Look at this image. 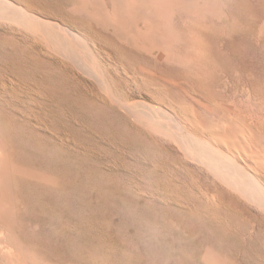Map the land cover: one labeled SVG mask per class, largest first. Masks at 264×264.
<instances>
[{
    "label": "rangeland",
    "instance_id": "obj_1",
    "mask_svg": "<svg viewBox=\"0 0 264 264\" xmlns=\"http://www.w3.org/2000/svg\"><path fill=\"white\" fill-rule=\"evenodd\" d=\"M1 5L15 16L0 15V264H259L261 234L245 245L239 232L245 218L246 228L264 233V172L249 154L264 155V0ZM22 17L49 21L85 63L68 59ZM173 85L187 98L169 91ZM146 89L164 93L151 98ZM108 96L141 103L143 114L160 107L159 98H184L189 111L199 110L192 98L204 99V106L232 118L239 141L248 142H238L244 148L238 154L226 150L239 158L233 163L242 179L258 182V204L207 166L181 157L180 143L136 130L137 137L134 120ZM214 125L208 139H217ZM196 202L207 205L198 215Z\"/></svg>",
    "mask_w": 264,
    "mask_h": 264
},
{
    "label": "bare ground",
    "instance_id": "obj_2",
    "mask_svg": "<svg viewBox=\"0 0 264 264\" xmlns=\"http://www.w3.org/2000/svg\"><path fill=\"white\" fill-rule=\"evenodd\" d=\"M1 1H3V0H1ZM4 1H6V0H4ZM0 15H14L15 16V13L10 9V7H7V6H0ZM17 15V14H16ZM37 15V14H36ZM29 16H31V15H29ZM11 18H13V17H11ZM37 19H39V20H35V19H32V17L31 18H25V17H22V22L24 23V25L27 27V28H30V29H37V31L38 30H40V31H42L44 34H45V36L46 37H43L42 36V38H47L48 39V41L51 43H53L54 45H55V47L58 49V50H60L61 52H64L65 54H67V56H68V59H70V58H72V59H74V61L75 62H77L78 64L80 63H85V60H87V59H85V57L83 56V55H81V53H80V51L78 52L77 51V49H76V46H74V44L73 43H71V41L63 34H61L60 32L61 31H54V29H53V25H51V24H49L47 21H45V20H43V19H41V18H39V17H37ZM14 20V19H13ZM16 20V19H15ZM20 20H18V22H19ZM14 22H16V21H14ZM56 24V23H55ZM57 25V24H56ZM22 26V25H21ZM56 28H58L59 30H60V27L59 26H57ZM24 29H26L25 27H24ZM29 29V30H30ZM35 32H36V30H35ZM68 33V32H67ZM43 35V34H42ZM68 35V34H67ZM71 35V34H70ZM73 36V35H72ZM72 40H74V39H72ZM76 41V40H75ZM48 43V42H47ZM75 43V42H74ZM81 47V46H80ZM84 48V47H83ZM82 48V49H83ZM80 50V49H79ZM89 52H91L90 50H89ZM89 54V53H88ZM91 55V54H90ZM70 57V58H69ZM64 58V57H63ZM86 58H89V57H86ZM67 59V58H66ZM68 59L66 60V61H68ZM85 59V60H84ZM91 59V58H90ZM89 60V59H88ZM92 61V60H91ZM69 62V61H68ZM87 62V61H86ZM95 62V61H94ZM71 64V63H70ZM89 64H92V63H89ZM72 65V64H71ZM71 65L69 66H67V67H70L71 68ZM83 65H85V64H83ZM96 65V64H95ZM88 66V65H87ZM72 67H74V65H72ZM89 67V66H88ZM95 67H97V66H95ZM75 68H76V66H75ZM98 68V67H97ZM74 69V68H73ZM73 71V70H72ZM85 71V70H84ZM77 72V71H76ZM89 72V71H88ZM88 72L86 73V71L84 72V73H86V74H88ZM71 73V72H70ZM83 73V72H82ZM146 75H151V74H147V73H145ZM93 75V74H92ZM144 75V74H143ZM142 75V76H143ZM146 75L144 76V78H147L146 77ZM76 76V75H75ZM94 76H95V74H94ZM74 78V77H73ZM153 78V77H152ZM160 79H161V77H160ZM142 80H144V79H142ZM161 82H162V80H160ZM178 81H181V79H179ZM77 82H78V80H77ZM147 82V81H146ZM148 83H149V80H148ZM151 83H152V81H151ZM159 83V82H158ZM157 83V84H158ZM164 83H166V82H164ZM163 84V83H162ZM180 84V83H179ZM183 84V83H182ZM185 84V83H184ZM80 85V84H79ZM174 86V85H173ZM150 87V86H149ZM151 87H152V85H151ZM166 87H168V86H166ZM169 88V87H168ZM185 89H187L186 87H185ZM188 89H189V87H188ZM95 90V89H94ZM152 89H146V92H147V94H149V95H151V98H153V96L154 97H156L157 98V96H158V93H160L161 94V92H156V91H151ZM191 90V89H190ZM164 91V90H163ZM169 91H171V92H173V93H175L176 95H178V96H183L184 97V95H183V90H182V88L179 86V85H175L172 89H170L169 88ZM188 91V90H187ZM191 92V91H190ZM193 92V91H192ZM99 93H101V92H99ZM98 93V94H99ZM162 93H164V92H162ZM166 93V92H165ZM189 93V92H188ZM93 94H97V93H94L93 92ZM97 94V95H98ZM189 94H191V93H189ZM90 95V94H89ZM175 95V96H176ZM195 95H197L196 93H195ZM203 95V94H202ZM95 96V95H94ZM197 96H199V95H197ZM97 97V99H98V97H100V96H96ZM105 97V96H104ZM109 97V96H108ZM186 97V96H185ZM184 97V98H185ZM103 98V97H102ZM110 98V97H109ZM184 98H182V101H183V99ZM187 98V97H186ZM101 99V98H100ZM100 99H98V100H100ZM106 99V98H105ZM111 99V102H114L115 104H116V106H117V108H119V109H121V110H123V111H125L127 114H128V116H129V118H132L133 120H134V122L135 123H132V126H134V125H136V126H134L135 128H137V129H135V128H133V129H135V132H136V134L135 135H137L138 133H137V131L139 132V134H140V132L142 133V134H144V135H147V136H149V137H152V138H156V140L157 139H167V140H171V141H174V143L175 142H177V143H180V145L182 146V150H183V156H181V157H186V158H189L190 160H192V161H196V162H198L199 164H201V165H203V166H207V168L209 169V170H211V172L215 175V176H217L218 178H220V182L222 181V183L224 182L225 184H227L228 186H231L232 188H234V190L233 191H238L237 193H239L240 194V196L242 197V198H245V199H247V200H249L251 203H256V204H258V195H257V193L258 192H260V187H259V189H258V182H257V184H255L253 181H250V180H248V179H242V171H240V169L238 168V165L237 164H235V163H233V160L234 159H236V157L233 155V153L234 152H232V153H230L229 151H227L226 149L228 148V150H233V151H238V150H240L242 147H243V145H244V147L245 146H247L246 145V141L244 142L243 140H244V138H245V140H247V142H248V139H247V137H245L244 136V138L242 139V140H240L241 142H243L242 144V147H240V149L238 148V142H240L239 141V138H238V131H237V123L235 122H233V119L232 118H226V117H224V116H222V114L221 115H219L218 114V112H216L215 110H213V108H210V107H208V106H204L202 103H200V101H203L204 99H202V100H196V99H194V98H192L191 99V101L193 102V103H195V104H197L198 106H199V110H195L194 108L193 109H191V111H189L188 109L190 108V106H189V108H188V106H185V104L184 103H181L182 101L180 100L181 99V97H180V101L181 102H178V101H174V99H173V101H171L172 99L171 98H168V100H165L164 98H159V101H157V102H155V103H158V104H156V105H159V102H160V107H157L155 104V106L157 107V108H155L153 105V107H151V111L150 112H147V113H145V114H143V113H141V112H139L138 110H140L139 109V107H142V105H139V104H141V103H137V102H135V103H131V104H124L123 102H119V101H117L116 99H114L113 97L112 98H110ZM170 99V100H169ZM158 100V99H157ZM188 100V99H187ZM190 101V100H189ZM190 101V102H191ZM205 101V103H206V100H204ZM208 101V100H207ZM100 102H101V100H100ZM103 103H104V99H103ZM110 103V102H109ZM211 103V102H210ZM143 104V103H142ZM207 104V103H206ZM208 104H209V101H208ZM105 105H106V103H105ZM210 105V104H209ZM212 105V104H211ZM210 105V106H211ZM107 106V105H106ZM115 106V107H116ZM215 105H213V107H214ZM221 107V106H220ZM102 108V107H101ZM196 108V107H195ZM216 108V107H215ZM221 109V108H220ZM223 109V108H222ZM222 109H221V111H222ZM104 110H106V109H104ZM111 110H113L112 108H111ZM108 111V110H107ZM122 111V112H123ZM220 111V110H219ZM225 110L223 109V112H224ZM114 112V111H113ZM112 113V112H111ZM114 113H116V112H114ZM118 114V113H117ZM120 114H121V112H120ZM125 114V113H124ZM124 114H122L123 116H124ZM228 114V113H227ZM116 115V114H115ZM117 116V115H116ZM118 117V116H117ZM125 117V116H124ZM119 118H120V116H119ZM127 118V117H126ZM121 119L123 120L124 118H122L121 117ZM120 119V120H121ZM237 119V118H236ZM130 121H132L131 119H129ZM125 122L126 121H128V119L127 120H124ZM133 122V121H132ZM128 124L130 123V122H127ZM212 123H215L216 125H214V127L215 128H213L214 130H213V132L217 135V139L216 138H214V139H211L212 137L211 136H207V134L209 133V132H211V129H210V127L212 128L213 126H210V124H212ZM207 124H209V128L206 126ZM131 125V124H130ZM131 126V127H132ZM132 129V128H131ZM137 130V131H136ZM134 132V133H135ZM209 135V134H208ZM211 135H214V134H211ZM137 137H138V135H137ZM208 137H211V138H209L208 139ZM240 137V136H239ZM150 139V138H149ZM254 139V138H253ZM160 141V140H159ZM147 142H148V140H147ZM151 142L152 141H150V144H151ZM161 142V141H160ZM165 142H167L166 140H165ZM164 142V143H165ZM250 142V144H251V140L249 141ZM153 143V142H152ZM158 144V143H157ZM169 144H170V142H169ZM172 144V143H171ZM241 144V143H240ZM176 145V144H175ZM248 145H249V143H248ZM253 145V144H252ZM241 146V145H240ZM178 147V146H177ZM249 147V146H248ZM253 147V146H252ZM256 147V146H255ZM156 148H158V147H156ZM160 148V147H159ZM158 148V149H159ZM163 148H165V147H163ZM229 148H232V149H229ZM247 148V147H246ZM254 148V147H253ZM162 149V148H161ZM170 149V148H169ZM222 149H224V151L222 150ZM237 149V150H236ZM242 149H244V148H242ZM248 149H250V148H248ZM247 149V150H248ZM251 150V149H250ZM254 150V149H253ZM154 151V150H153ZM159 151V150H158ZM162 151L163 150H161V153H162ZM168 150H166L164 153H162V154H165L166 152H167ZM171 151H172V149H171ZM243 151V153L244 152H246V149H245V151L244 150H242ZM254 151H257V150H254ZM259 151V150H258ZM174 152H175V150H174ZM179 152H180V150H179ZM239 152V151H238ZM238 152L237 153H235V154H238ZM177 153H178V151H177ZM181 153V152H180ZM255 153V152H254ZM175 154V153H174ZM240 154V153H239ZM250 155H251V158L253 159V160H255V161H253V162H255V163H252L253 164V167H254V164H256V166H258V168H260V170L261 171H263L264 172V155H263V157H260V156H258V155H255V154H253V152L251 153H249ZM248 154V155H249ZM166 155V154H165ZM175 155H178V154H175ZM181 155V154H180ZM179 155V156H180ZM261 155V154H260ZM166 156H168V154L166 155ZM170 156H172V155H170ZM246 156V155H245ZM245 156H243V157H245ZM250 160H251V158L250 157H248ZM180 159V158H179ZM179 159H177V160H179ZM185 159V158H184ZM182 160L183 159H181V162H182ZM186 160V159H185ZM188 160V159H187ZM186 160V161H187ZM237 161L239 160V158L238 159H236ZM235 160V161H236ZM172 161H174V164H175V160H172ZM178 162V161H177ZM187 163V162H186ZM188 163H190L189 161H188ZM243 163V162H242ZM185 164V163H184ZM195 164V163H194ZM197 164V163H196ZM181 165V164H180ZM191 165H192V163H191ZM198 165V164H197ZM249 165V164H248ZM174 166V165H173ZM239 166H241V165H239ZM177 167H179L178 166V164H177ZM188 167V166H187ZM197 167V166H196ZM247 167V166H246ZM252 167V169H254ZM175 168V167H174ZM185 168H186V166H185ZM175 169H177V168H175ZM179 169H180V167H179ZM193 169H195V168H193ZM201 169V168H200ZM252 169H250L251 170V172L252 173H255V169H254V171L252 170ZM171 170H172V168H171ZM178 170V169H177ZM181 170H183L184 171V168H182ZM186 170H187V168H186ZM195 170H197V169H195ZM195 170H194V172H195ZM202 171H203V169H201ZM205 170V169H204ZM242 170V169H241ZM249 170V169H248ZM249 170V171H250ZM175 171V170H174ZM180 171V170H179ZM188 171H189V169H188ZM190 171H191V169H190ZM256 171H257V169H256ZM172 172V171H171ZM246 172V171H245ZM173 173V172H172ZM180 173V172H179ZM250 175H251V173L250 172H248ZM174 174V173H173ZM175 174H176V172H175ZM197 174V173H196ZM195 174V175H196ZM201 174H203V173H201ZM181 175V174H180ZM204 175V174H203ZM202 175V176H203ZM207 175V174H206ZM260 176V175H259ZM262 176V175H261ZM263 176H264V173H263ZM187 177V176H186ZM194 177V176H193ZM196 177H197V175H196ZM204 177V176H203ZM209 177V176H208ZM199 178H200V176H199ZM262 178V177H261ZM175 179V178H174ZM253 179V178H252ZM198 180V179H197ZM197 180H196V183H197ZM207 180V179H206ZM206 180L203 178V181L204 182H202V183H205L206 182ZM209 180V179H208ZM172 181H176V180H172ZM181 182V181H180ZM191 182V181H190ZM189 182V183H190ZM213 182V181H212ZM185 184V183H184ZM193 184V183H192ZM195 184V183H194ZM206 184V183H205ZM255 184V185H254ZM181 185V184H180ZM198 185H199V183H198ZM210 184H208V186H209ZM260 185H262V184H260ZM189 186V185H188ZM192 186H194V185H192ZM181 187V186H180ZM191 186H189L188 188H190ZM197 187V186H196ZM199 187V186H198ZM200 187H201V185H200ZM210 187V186H209ZM225 186H223V188H224ZM262 187V186H261ZM221 188V187H220ZM226 188V187H225ZM197 189V188H196ZM199 189V188H198ZM197 189V190H198ZM192 192L194 193L195 191H194V189H193V187H192ZM200 190V189H199ZM202 190V189H201ZM204 190V189H203ZM202 190V191H203ZM224 190V189H223ZM227 190H229V187H228V189ZM259 190V191H258ZM177 191H179V190H177ZM191 191V190H190ZM202 191H201V193H202ZM230 191V190H229ZM189 192V191H188ZM206 191H204V194L206 195V193H205ZM216 192H218V191H216ZM225 192V191H224ZM228 192V191H227ZM262 192V191H261ZM260 192V193H261ZM198 193V192H197ZM211 193H213V191L211 192ZM188 195L190 194V193H187ZM200 194V193H199ZM219 194H220V192H219ZM179 195V194H178ZM193 195V194H192ZM196 195V194H195ZM194 195V197H196ZM237 195V194H236ZM201 196V195H200ZM263 196V195H262ZM191 197V196H190ZM203 197V196H202ZM201 197V198H202ZM197 198V197H196ZM196 198H193L192 197V200H194V199H196ZM199 198V199H198ZM198 198L196 199L197 201L198 200H200V197L198 196ZM207 199L206 200H208V195H207V197H206ZM212 197H210V202L209 203H212L211 205H214V202L216 203V201H213L212 202V199H211ZM182 199V198H181ZM204 199V197L202 198V200ZM191 200V201H192ZM202 200H200V201H202ZM205 200V201H206ZM214 200V199H213ZM243 200V199H242ZM260 200V199H259ZM181 201V200H180ZM184 201V200H183ZM195 201V200H194ZM194 201H192V202H194ZM205 201H204V203H205ZM234 201V200H233ZM232 201V202H233ZM244 201V200H243ZM186 202V201H185ZM207 202V201H206ZM218 202V201H217ZM226 202V201H225ZM241 202V201H240ZM246 201H244V203H245ZM175 203V202H174ZM182 204L181 202H178V205H180V204ZM188 203V202H187ZM247 203V202H246ZM185 204V203H184ZM195 204V203H194ZM242 204H243V202H242ZM191 206L190 204H187L186 206ZM196 205H198L197 204V202H196ZM195 205V206H196ZM200 205V206H199ZM197 207H199V208H197V210H196V212H197V214L196 215H198V209L200 210L201 209V206L203 207V205H201V204H199ZM219 206H222V203L221 204H218ZM248 205V204H247ZM250 205V204H249ZM253 205V204H252ZM184 206V205H183ZM207 205H205L204 207H206ZM215 206V205H214ZM223 206H225V205H223ZM237 206V205H236ZM246 206V205H245ZM263 206V205H262ZM182 207V205H180V208ZM202 208V209H204V210H206L205 208ZM208 207H209V205H208ZM213 207V206H212ZM247 207V206H246ZM246 207H245V209H246ZM250 207V206H249ZM249 207H248V209H249ZM253 207H254V205H253ZM256 207H257V205H256ZM256 207H254V209L256 208ZM185 208V207H184ZM210 208V207H209ZM209 208H207V209H209ZM217 208V207H216ZM240 208H242V207H240ZM215 209V208H214ZM258 209V208H257ZM189 210V209H188ZM192 212H194L193 210H192V208L190 209ZM195 210V209H194ZM229 210H230V208H229ZM232 210V209H231ZM243 210H244V207H243ZM259 210V209H258ZM190 211V212H191ZM209 211H211L212 212V210H211V208H210V210ZM219 211V210H218ZM220 211H222V209L220 210ZM219 211V212H220ZM239 211V210H238ZM245 211V210H244ZM248 211V210H247ZM254 211V210H253ZM189 212V211H188ZM210 212V213H211ZM251 212V211H250ZM259 212V211H258ZM209 213V214H210ZM214 213V212H213ZM221 213V212H220ZM236 213H238V212H236ZM261 213V212H260ZM259 213V214H260ZM203 214V213H202ZM202 214H201V216H202ZM218 214V213H217ZM245 214H246V211H245ZM215 215H216V213H215ZM247 215V214H246ZM252 217L251 218H253L254 220H256V216H254L253 214H250ZM261 215V214H260ZM263 215L264 214H262V217H263ZM238 216H240V219L242 220L243 218H242V215H240V214H238ZM257 216H258V214H257ZM213 217V216H212ZM258 217H260V216H258ZM199 218V217H198ZM214 218V217H213ZM239 219V220H240ZM263 219H264V217H263ZM198 220V219H197ZM245 218H244V224L242 223V222H238L239 224H241L242 223V225L243 226H245V227H241V230H240V232L239 233H242V235H239V237L241 236V240L243 241H241L242 243H244L245 244V242H251L252 241V239L253 238H257L258 237V234H261V236H262V241H260L259 239V241L261 242V246H260V248H263V250L262 251H264V233H263V231H261V230H259V229H257V228H255L253 225H251V226H249V227H247L246 228V225L248 226V224H245V223H247L248 221H250V220H248V221H246L245 222ZM264 221V220H263ZM263 221H262V223H263ZM258 222H261V221H258ZM261 224V223H260ZM238 226H241V225H238ZM257 226V225H256ZM259 226V225H258ZM263 226H264V224H263ZM245 228H246V230H245ZM242 229H243V231L244 232H242ZM257 236V237H256ZM238 237V238H239ZM260 238V237H259ZM258 240L256 241V242H258ZM253 242V241H252ZM248 243V245H250ZM239 244V243H238ZM251 244H253V243H251ZM241 246H243L242 244H240ZM246 245V244H245ZM244 247V246H243ZM251 247H253L252 245H251ZM260 248H258L259 250H260ZM241 249V248H240ZM241 251V250H240ZM251 251H253V250H251ZM254 251H255V249H254ZM247 253H248V251H247ZM244 254V253H243ZM243 254H241L242 256H243ZM238 255H240V254H238ZM251 255V254H250ZM264 255V254H263ZM261 258V257H260ZM262 259H264V257L263 258H261V261L263 262L264 260H262ZM257 260H258V258H257ZM259 261V264H260V260H258ZM256 264H258V263H256ZM261 264H264V262L263 263H261Z\"/></svg>",
    "mask_w": 264,
    "mask_h": 264
}]
</instances>
